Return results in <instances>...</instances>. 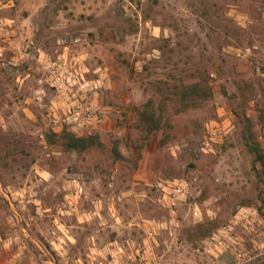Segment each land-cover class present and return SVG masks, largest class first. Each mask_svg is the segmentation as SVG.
Masks as SVG:
<instances>
[{"label":"rangeland","instance_id":"374dc122","mask_svg":"<svg viewBox=\"0 0 264 264\" xmlns=\"http://www.w3.org/2000/svg\"><path fill=\"white\" fill-rule=\"evenodd\" d=\"M246 119L264 153V0H0V264H264ZM65 127L103 146L67 151Z\"/></svg>","mask_w":264,"mask_h":264},{"label":"trees","instance_id":"16d2710c","mask_svg":"<svg viewBox=\"0 0 264 264\" xmlns=\"http://www.w3.org/2000/svg\"><path fill=\"white\" fill-rule=\"evenodd\" d=\"M200 84L194 83L193 85H190L187 89H189V95H187V92H185L187 89H184V92L182 93V96L187 98L188 97H195V94L197 92V89L199 90L198 93L203 96H207L210 94L206 91L205 88L202 90L199 89ZM208 90V88H207ZM184 98V99H185ZM150 101V100H149ZM149 102L144 105V109L141 112V119L139 120V126L140 128L144 129L146 131L144 137L148 138V136L157 131L160 128V117L156 116L154 114V111L147 107L149 106ZM246 131L247 134L246 137V146L247 149L253 153L254 160L261 163L262 166H264V153L262 149L260 148V144L253 138L252 134L250 133L249 127H250V121L249 119H246ZM56 135V134H55ZM60 143L62 147L67 150H75V151H84L91 147H102L103 142L99 139L98 135H85V136H78L72 133L69 129L62 128L59 133ZM117 141H114L111 143V151L115 158H120V153L117 150Z\"/></svg>","mask_w":264,"mask_h":264},{"label":"built area","instance_id":"2783aa9c","mask_svg":"<svg viewBox=\"0 0 264 264\" xmlns=\"http://www.w3.org/2000/svg\"><path fill=\"white\" fill-rule=\"evenodd\" d=\"M237 56H241L240 52H237ZM82 86L76 88L75 91H71L70 98H71V107L73 112L80 117V114H84L83 117H80V123L82 125L86 124H99L103 121V117L98 114L89 115L88 108L83 104V96L82 92L80 91ZM234 124L232 121V113H222L219 116V120L215 121L214 124L206 127V134L203 136V141L201 142V150L203 152H208L213 150V145L221 143L224 137L231 132L233 129ZM166 185L163 186V192L168 197L173 199H179L180 196H183L187 191V183L183 179H172V180H165ZM146 254L142 253V256Z\"/></svg>","mask_w":264,"mask_h":264}]
</instances>
